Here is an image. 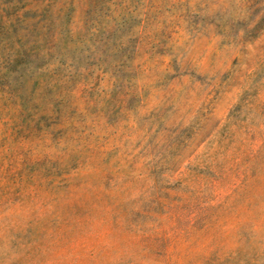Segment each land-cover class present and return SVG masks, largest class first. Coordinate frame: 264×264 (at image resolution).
Listing matches in <instances>:
<instances>
[{"label":"clouds","instance_id":"clouds-1","mask_svg":"<svg viewBox=\"0 0 264 264\" xmlns=\"http://www.w3.org/2000/svg\"><path fill=\"white\" fill-rule=\"evenodd\" d=\"M0 264H264V0H0Z\"/></svg>","mask_w":264,"mask_h":264}]
</instances>
